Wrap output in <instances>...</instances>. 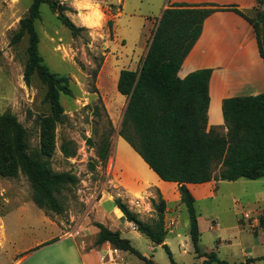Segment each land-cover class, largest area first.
<instances>
[{
    "label": "rangeland",
    "instance_id": "obj_1",
    "mask_svg": "<svg viewBox=\"0 0 264 264\" xmlns=\"http://www.w3.org/2000/svg\"><path fill=\"white\" fill-rule=\"evenodd\" d=\"M31 1L0 0V114L8 112L15 117L25 129L28 147L33 150L38 147V122L50 115L48 105L42 102L45 87L35 75L30 77L27 85L22 80L26 36L14 44L9 43ZM54 1L63 7V15L75 27L83 28L71 35L57 20L56 13H51L45 4L39 6V16L33 24L42 63L50 73L67 77L71 90L70 96L59 95L58 98L63 120L55 124L49 167L54 172L69 173L75 182L61 192L63 212L45 215L32 203L23 175L18 174L14 179L0 177V251L2 248L27 252L34 248L33 245L54 238H67V243H72L76 249L99 250L100 246H94L96 234L82 227L92 226L100 219L104 204L101 197L105 191L112 203L113 199L119 198L133 212V207L150 206V200L157 202L159 196L164 208L170 210L168 217L176 216V220L181 221H176V226L170 222L172 219L164 223L166 234L177 227V235L172 231L163 242L172 260L175 264H200L204 258L196 257L187 233L183 235L188 229L187 215L174 191L150 186L141 196L137 192L131 193L138 186L132 171L143 177L146 184L160 187L174 184L159 181L117 136L125 106L124 97L115 90L118 72L135 70L139 66L153 21L166 0ZM99 17L103 22H99ZM109 128V150L102 164L95 149ZM217 132L224 134L225 129L219 128ZM62 143L73 151L72 157L62 156L59 150ZM125 191L137 197L135 202L125 196ZM193 207L201 252H214L218 259L230 264L243 262L244 252L249 254L248 257L264 256V177L218 181L211 196L199 195L193 199ZM139 218L150 222L155 218V212L150 206L149 213ZM212 221L214 225H211ZM122 238L130 239V245L140 255L146 254V259L154 264H169L164 250L149 244L143 236ZM15 258L19 261L22 255ZM99 261L101 264L142 263L135 256L114 250L109 245ZM253 264H264V261Z\"/></svg>",
    "mask_w": 264,
    "mask_h": 264
},
{
    "label": "trees",
    "instance_id": "obj_2",
    "mask_svg": "<svg viewBox=\"0 0 264 264\" xmlns=\"http://www.w3.org/2000/svg\"><path fill=\"white\" fill-rule=\"evenodd\" d=\"M41 4L56 13L57 20L71 35L83 29L75 27L65 17L63 7L54 0H32L26 15L19 20L9 43L14 44L26 36L22 80L27 85L30 77L35 75L44 85L42 102L48 105L50 115L39 120L38 147L30 150L25 129L10 113L0 114V177L14 179L18 174L23 175L32 203L45 215H59L63 212L61 192L75 180L69 173L52 171L48 160L53 153L55 124L63 120L58 98L59 95L70 96L71 90L68 78L50 73L37 53L38 38L33 24L38 19ZM256 6L263 7V10L249 19L234 6L168 5L150 31L139 66L135 70H120L115 83L116 92L125 99L117 136L160 181L177 185L179 202L187 215V235L193 253L197 258H204L200 264L230 263L218 259L214 252H201L193 198L185 184L264 177V93L223 99L220 104L223 125L206 130L207 84L211 69L190 72L182 79L177 77V72L197 40L203 21L218 11L232 12L250 25L259 57L264 63V0H256ZM219 128L225 129L224 134L217 132ZM110 133L109 128L95 149L102 164L107 158ZM59 150L65 158L73 156L66 143H62ZM113 205L151 245L164 250L169 264H175L163 243L166 237L164 202L159 196L157 202L150 200L155 212V218L150 222L142 221L119 198L113 199ZM92 226L97 230L94 246L106 243L114 250L135 256L142 261L141 264H154L140 255L118 231H111L99 223ZM55 241V238L48 240L30 251ZM259 260L264 261V257L231 264H250Z\"/></svg>",
    "mask_w": 264,
    "mask_h": 264
},
{
    "label": "crops",
    "instance_id": "obj_3",
    "mask_svg": "<svg viewBox=\"0 0 264 264\" xmlns=\"http://www.w3.org/2000/svg\"><path fill=\"white\" fill-rule=\"evenodd\" d=\"M173 3H185L188 5L210 4L216 7L234 6L249 19L254 18L258 11L263 10V7L256 6V0H166L161 7L159 16L168 5ZM159 16L154 19L151 26L152 29ZM200 69H211L207 84L208 105L206 110V130L223 125L220 112V104L223 99L236 96H255L264 93V63L257 51L254 32L246 21L232 12H214L203 21L200 34L182 61L177 72V77L182 79L188 73ZM142 163L146 166L143 161ZM132 173L136 176L138 186L131 193L137 192L138 196H141L146 190V187L155 186L158 189L165 188L171 191L173 190L174 194H176L175 196L179 198L175 183H173L174 185L172 187L146 184L143 177L137 175L135 171H132ZM152 174L156 176L153 172ZM161 182L170 184L169 182ZM216 184L217 182L210 181L195 185L185 184V187L192 198L196 199L199 195L203 197L211 196ZM125 192V196L132 198L135 202L137 197H132L131 193ZM101 200L104 202L102 205L104 207L101 206L99 213L100 219L97 223L111 231H118L121 237H127L129 235L136 239L140 238V234L132 227V224L124 220L120 211L113 205L109 194L103 191ZM140 208L133 207L134 211L141 217H145L150 211L149 205ZM169 211L168 207L166 209L164 208L163 224H167L170 219H172L170 222L175 224V226L177 222L181 223L180 220H176V216L169 218ZM149 217L151 216L149 215ZM141 220L146 222V220ZM211 225H214L213 221ZM235 226L238 229L239 226L237 223ZM82 228L89 233L92 230V234H96L97 232L96 228L92 226H84ZM175 228L177 227H174L172 231L176 234L177 230ZM182 229H184L183 225ZM172 231H167L166 237ZM186 233L185 231L183 235L185 236ZM66 239L56 240L47 246L21 253L1 248L0 252L2 255H0V264H101L99 261L100 256L106 251L108 244L104 243L100 245L99 250H80L74 248L72 243H67ZM125 239L130 241L128 238ZM35 246L37 245H33L32 248ZM101 247H105V249H101ZM246 249L249 248L246 247ZM149 250H151V247ZM19 254L22 255V258L19 261L15 260L16 255ZM243 255L244 260L258 257H248L249 254L245 252ZM142 256H146L145 258H147L146 254H142Z\"/></svg>",
    "mask_w": 264,
    "mask_h": 264
},
{
    "label": "bare ground",
    "instance_id": "obj_4",
    "mask_svg": "<svg viewBox=\"0 0 264 264\" xmlns=\"http://www.w3.org/2000/svg\"><path fill=\"white\" fill-rule=\"evenodd\" d=\"M99 22H103V18L102 17H99Z\"/></svg>",
    "mask_w": 264,
    "mask_h": 264
},
{
    "label": "built area",
    "instance_id": "obj_5",
    "mask_svg": "<svg viewBox=\"0 0 264 264\" xmlns=\"http://www.w3.org/2000/svg\"><path fill=\"white\" fill-rule=\"evenodd\" d=\"M245 218H246V215H245Z\"/></svg>",
    "mask_w": 264,
    "mask_h": 264
}]
</instances>
